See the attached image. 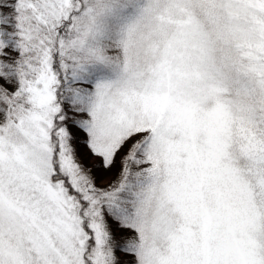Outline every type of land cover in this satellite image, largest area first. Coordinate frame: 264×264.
Instances as JSON below:
<instances>
[{
  "label": "snow or ice",
  "instance_id": "6c2138e0",
  "mask_svg": "<svg viewBox=\"0 0 264 264\" xmlns=\"http://www.w3.org/2000/svg\"><path fill=\"white\" fill-rule=\"evenodd\" d=\"M0 264H264V0H0Z\"/></svg>",
  "mask_w": 264,
  "mask_h": 264
},
{
  "label": "rangeland",
  "instance_id": "374dc122",
  "mask_svg": "<svg viewBox=\"0 0 264 264\" xmlns=\"http://www.w3.org/2000/svg\"><path fill=\"white\" fill-rule=\"evenodd\" d=\"M82 151H85V152H86V150H82ZM90 162L94 163V162H96V161L93 159V160L90 161ZM114 178H115L114 173H110V174H108V176H107V178H106V180H105V183L109 182L110 180H112V179H114Z\"/></svg>",
  "mask_w": 264,
  "mask_h": 264
}]
</instances>
